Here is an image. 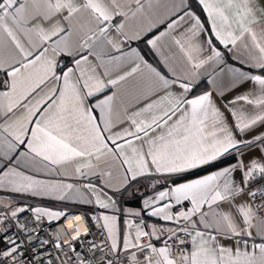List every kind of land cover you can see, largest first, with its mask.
<instances>
[{"label": "snow or ice", "instance_id": "6c2138e0", "mask_svg": "<svg viewBox=\"0 0 264 264\" xmlns=\"http://www.w3.org/2000/svg\"><path fill=\"white\" fill-rule=\"evenodd\" d=\"M197 3L207 15L210 32L191 10L189 0H180V5L174 6L172 12L176 18L170 20L164 32L148 39L147 44L156 49L157 41L187 23L189 27L181 33L182 36L190 34L188 39L191 41L203 34L206 40L203 44L190 43L187 50L179 38L174 37L175 43L180 45L191 67L200 69L213 61L216 64L225 63L223 53L213 43L212 37L229 52H233L234 49L238 51L239 42L247 52V57L241 59L243 55L241 53L234 54V58L243 65V68L228 66L227 72L234 81L250 80L257 87L258 94L254 99H250L248 95L238 96L229 103L235 104L244 100L254 107H264V22L256 15L258 11L264 14V9L259 7L258 0H197ZM158 5L159 0H83L82 3H77V0H0V34L6 35L19 53V58L13 56L11 61L0 55V72L7 73L4 87L9 89L0 92V117L7 116L17 107L25 109L22 117L10 123L5 121L4 124H0V156L10 159V154L25 143L30 153V155L22 153L21 156L25 158L12 160L0 173V189L75 202L76 197L82 196V193L79 189H75L73 193V184L37 179L25 171H18L17 168L25 169L27 172L35 171L37 174L43 172L63 175L67 178L69 173L64 166L79 159L83 162L75 165L74 173L77 177L99 174L103 178L110 176L111 173L102 169L100 165L107 164L108 157L111 156L118 162L122 161L123 180L120 187H125L129 180L136 181L138 178L151 177L154 174L171 177L188 173L232 156L234 152L238 154L237 159L240 160L244 155L240 151L241 148H247L249 151L259 148L264 154V133L247 140L237 139L223 114L213 105L211 93L188 99L187 93L193 88L192 80L185 83L175 72H172L173 78H166L146 62L144 67L152 77H155L159 87L168 89L176 85L182 89L179 94L167 92L159 102L150 103L141 110L148 112L158 103L161 106L159 114H153L150 120L138 122L132 119L134 131L126 128L113 133L110 117L114 95L100 99L95 104L86 103L90 98L103 92L108 85H116L132 76L139 70L140 64L137 63L130 72L118 77L117 80H109L107 85L96 75L85 78V69L81 66L90 63L89 56H95L107 75L113 66H119L120 62L126 59L143 62L137 48L129 46L127 51H124L122 45H130L132 40L141 39L142 35H146L156 26L155 22L150 20V13ZM177 12H182V15H177ZM138 15L149 19V27L143 34L137 31L131 37L124 35L122 41H114L108 35L112 28L122 34L125 22ZM57 16L63 17L67 28L60 19H56ZM115 17H123V20L114 24ZM31 21L36 23L29 27ZM42 21L48 22L49 26L45 28ZM74 30L81 33L79 42L72 40ZM17 33L23 34L30 47H25ZM54 37L56 39H53ZM49 41L51 44L44 47ZM88 41L92 43L89 44ZM105 44L110 45L120 55L111 56L105 50ZM5 47V44L0 43V53ZM205 50L210 53L206 58L192 54L193 52L202 54ZM49 51L52 55L48 54ZM85 51L87 55L83 54ZM62 54L72 56L75 67H68L57 74L56 57ZM104 56L109 58L105 60ZM224 71L222 68L221 73ZM91 72L95 73V67H92ZM49 81L54 83L41 95L42 86L47 85ZM81 82L83 87L80 86ZM37 89L41 92H37ZM32 93H36V96L29 100ZM25 100L28 103H23ZM96 110L99 111V118L93 115ZM229 111L236 121V131L242 136L254 130L258 124H264V114L246 116L243 113L237 114L231 108ZM135 115L139 116L140 112ZM4 133H7V136ZM7 137H11V140ZM126 137H134L136 140L146 138L149 146L147 154ZM108 141L115 147H111ZM125 145L130 149L131 156L123 151ZM93 158L96 160L95 164L92 162ZM148 158L151 161L150 165ZM12 164L16 167L11 166ZM84 169L89 171L85 172ZM237 169L243 173L241 183H236L230 178ZM257 180H264V166L254 159L247 166L240 160L236 165L203 177L178 184L173 182L167 191L161 190L153 200L146 199L144 207L150 208L154 202L167 199L168 203L162 207L152 208L148 214L166 222H173L176 227L165 229L153 226V231L149 233L137 225L135 240L132 241L126 234L122 247L118 249L115 238L116 216H93L97 227H101L99 221L103 220L102 230L106 231V241L103 242V247L94 241L89 243L93 249L99 247L103 253L104 248H109L107 241L111 242L109 253L113 259L107 260L106 264H124L121 253H129L128 264H264V185L251 188L252 182ZM103 183L105 187H111L107 181ZM83 187L93 193L100 208L107 209L110 206L100 198L95 185L88 183ZM245 192L248 201L235 204V199ZM108 200L112 201L114 206L115 202L111 196ZM172 201L175 205L188 201L191 207L173 214L169 211L174 206ZM83 202L90 204L92 201ZM219 203H227L230 206L229 210L214 207ZM204 206L210 211H202ZM232 208L236 210L235 216ZM27 210L18 207L11 212V216L17 218L18 213ZM31 211L37 221L43 217H48L49 220L68 219L73 215L66 210L50 211L35 208ZM197 214L200 224L206 231L198 230L192 220ZM0 216L7 219L3 213H0ZM236 217H239V220ZM81 218L87 223V218L83 214ZM3 219H0V224L3 223ZM181 220L186 223L181 224ZM128 226L132 227L131 224ZM17 227L26 235L30 231L26 224L20 223L19 220ZM7 231V228H0V233ZM164 231L170 235L164 240L163 246L141 243L142 237L154 236L159 239V233ZM181 232L190 238L187 242L191 243L192 248L191 251L181 248L178 257L173 258L170 243L173 237L177 247L186 243L179 235ZM218 236L233 240L234 247L220 244ZM76 239L82 237L77 235ZM2 240L5 247L0 248V264H33V260L36 264H56L60 261L59 251H64L58 238L55 244L58 254L55 256L37 251V244L31 243L30 236L28 245L15 235H4ZM47 243V240L38 241L40 248ZM67 247L72 249L76 258L73 259L65 251V259L60 261V264H90L71 243ZM130 249L136 251L130 252ZM25 252H29V255L25 256ZM137 252L143 254V260L138 258Z\"/></svg>", "mask_w": 264, "mask_h": 264}, {"label": "crops", "instance_id": "0c3cea01", "mask_svg": "<svg viewBox=\"0 0 264 264\" xmlns=\"http://www.w3.org/2000/svg\"><path fill=\"white\" fill-rule=\"evenodd\" d=\"M195 7L189 6L193 12L200 18L202 23L210 32V25L207 18L206 13L203 11L202 6L197 3ZM83 0H77V3H82ZM259 7L264 9V0H258ZM180 5V0H159V5L154 7L152 13H150V20L155 22L156 26L153 27L150 31L147 32L146 35H142V38L139 40H132L130 45L123 44L122 48L124 51L130 47L137 48L140 52L141 57L143 58V62L138 60H129L126 59L120 62L119 66H113L111 70L105 75L104 68L100 66L99 61L96 60L95 56H89V64L82 65L81 67L85 69V78L89 75L98 76L106 85L109 80H117L118 77L124 75L127 72H130L133 67L136 66L137 63L140 64L139 70L134 73L132 76L127 77V79L120 81L116 85H108L105 90L98 95L90 98L86 103L95 104L98 100L103 99L107 96L114 95V99L112 102V112H111V122L113 133L120 132L123 129H130L134 131V126L132 125V119H136L138 122L140 120H150L153 114H159L161 112V106L157 103L153 109L148 112H143L146 105L154 102H159L162 97L166 95L167 92H172L174 94H179L182 92L178 86L173 85L168 89H163L159 87V85L155 81V77L151 76L148 69L144 67V62L150 65L153 68H156L162 75L166 78H173L172 72H175L177 76L181 78V80L187 83L189 80L193 81L192 90L187 93L188 99L196 98L197 96L204 93H211V101L213 105L219 109V111L223 114L226 119V123L230 127V129L235 133L237 139H251L255 135L259 133H264V124H258L255 126L254 130L246 133L245 135H241L238 131H236V121L234 120L229 109H234L237 114L243 113L246 116H252L257 113L264 114V107H254L252 104L245 102L244 100L237 101L235 104H230V101L235 100L238 96L248 95L250 99H254L257 93V87L250 80H239L234 81L231 75L227 72V67H241L243 65L239 63L237 59L234 58L235 55H240L241 59H245L247 57V52L244 50L243 46L238 42L237 49H234L233 52H229L227 49H224L222 45L219 44L218 41L215 40V37H212L213 43L216 45L218 49H220L223 53V59L225 63L216 64L214 61L209 62L203 65L200 69H193L191 65L187 62V58L184 53L180 49V45L175 43V38H179L181 44L184 45V48L189 49L190 43L195 44L200 42L204 43L206 40V36L201 34L199 37L189 41L188 36L190 34L182 36L181 33L185 32V29L189 27V24L185 23L182 27L176 29L175 31L169 32L167 35L163 36L159 41H157L156 49L151 48L147 44L148 39H152L155 36H158L161 32H164L167 29V25L171 19H175L176 16L172 15L174 10V6L178 7ZM133 8L135 5L132 6ZM177 15H182V12H177ZM66 15V12L64 13ZM258 19L264 22V14L259 11L256 13ZM56 19H60L64 26L67 28L68 25L63 21L62 16H57ZM123 20V17H115L113 23L118 24ZM163 21V22H161ZM36 23V21H31L29 23V27L32 24ZM43 26L47 28L49 26L48 22H43ZM149 27V19L144 18L143 16H137L136 18L130 19L125 22V27L121 33H117L115 28L110 29L108 35L114 41H122L124 35L132 36L135 32L139 31L142 34L144 30ZM253 27H256L253 25ZM18 38L24 43L25 47H30L25 40L23 34L17 33ZM81 33L79 30H74L72 40L74 42H79V37ZM35 38V37H34ZM53 39H56L55 37ZM0 43L5 44L3 52L0 55L9 61L11 58L15 56L17 59L19 58V53L15 49V46L12 45L11 41L8 40L7 36L4 34H0ZM91 44V41H88ZM51 44L44 45V47H48ZM231 47V45L229 46ZM105 50L111 55L116 56L120 55V53L116 52L111 48L110 45H104ZM206 48V45H205ZM97 51H99V47H97ZM52 55L51 51L48 53ZM84 55H87V51L83 52ZM194 56H198L199 58H206L210 53L205 50L202 54H197L195 52L192 53ZM78 58V57H77ZM105 60L108 59V56L103 57ZM58 60V67L56 69L57 74H60L62 70L67 69L68 67H75L73 64V57L69 55H60L56 57ZM92 67H95V73L91 72ZM225 69L223 73H221V69ZM217 73H221L217 75ZM79 73H77L78 75ZM7 79L6 72H0V92L8 91L6 87H4V81ZM54 81H49L47 85L42 86L43 92L40 89H37V92H41V95L47 92L48 88L52 86ZM62 83V82H61ZM81 87H83V82H81ZM36 96V93H32L28 99L31 100ZM23 103H28L27 100L23 101ZM140 112L139 116L135 114ZM25 114V109L23 107L14 108L12 113H9L7 116L0 117V124H4L5 121L9 123L11 121L16 120L17 118L22 117ZM93 115L99 118V111H94ZM35 119V118H33ZM211 119L209 120V126H211ZM31 127V125H30ZM159 131V130H158ZM156 133H152L155 135ZM7 136V133H4ZM107 135V133H105ZM11 140V137H7ZM128 140H132L133 144L138 148H142V151L147 154L149 146L146 143V138L136 140L134 137H126ZM14 142V141H13ZM111 147H115L111 144V141H108ZM118 143H123V141H118ZM244 153L240 160L243 161L244 165H250L252 160H256L258 164L264 166V154H262L259 148L249 151L247 148H241ZM123 151L131 156V151L127 145H125ZM28 154V149L25 144L20 145L14 153L10 154V159H4L0 156V173L5 170L11 163L12 160L17 158L23 159L25 157L21 156V154ZM237 159V156H229L222 158L220 161L212 164L218 166L213 171L207 173L211 174L218 170H221L225 167H229L232 165H236L240 162ZM82 160H75L69 165H65V169L68 171L69 175L66 178L63 175L57 176L54 174H45L43 172L37 174V172H27L25 169L17 168L18 171H25L26 174L33 175L37 179L45 180V181H53V182H64L71 183L74 185L73 193H75V189H79L82 193V196L76 197L75 202L70 201H60L50 196H34L31 194H23V193H15L7 190L0 189V202L1 204L9 209L15 210L18 207L26 206L30 210L35 208H43L50 211H72L79 210L88 212L91 216H102V215H115L116 216V229H115V238L117 241L118 249L122 247L123 238L127 234L129 238L134 241L135 240V232L136 227L139 225L141 230L151 233L153 231V226L161 227L164 226L167 228L176 227V224L173 222H166L162 219H158L157 217L150 216L148 213L152 210V208L162 207L164 204L169 201L163 200L159 202H154L150 208L144 207V201L153 200L156 195L161 190L167 191L172 185L173 182L181 183L187 182L195 178L203 177L204 175H199L198 172L201 169L206 167H210L212 165L204 166L200 169L190 171L188 173H183L178 176H166L162 174H154L151 177L138 178L136 181L129 180V183L125 187H120V182L123 180V172L121 170L122 161H116L108 157V163H101L100 167L105 171L111 173L108 177H101L99 174L97 175H88L77 177L74 173L75 165L78 163H82ZM92 162L95 164L96 160L93 158ZM149 165L151 164L150 158H148ZM11 166L16 167L15 164ZM126 169V166H124ZM60 171V169H57ZM85 172H88V169H84ZM154 172V169H153ZM231 179H233L236 183H241L243 178V173L240 169H237L232 173ZM103 181H107L111 187H105ZM222 182V181H221ZM91 183L97 187L98 194L100 198L108 203L110 206L105 208H100L95 202V196L89 189H85L83 187L84 184ZM119 188V191L114 189ZM111 196L112 200L115 202L114 206L112 201L108 200V197ZM84 200H91L92 202L85 203ZM248 201L246 194H242L238 196L234 203L239 205ZM173 207L169 210L171 213L176 214L180 211H186L189 207H191L190 202L185 201L181 205H175V202L172 201ZM214 207H219L223 210H229V205L227 203H219ZM202 211H210L207 206H204ZM233 215L235 216L236 210L234 208L231 209ZM33 212V211H32ZM139 213V215H134V213ZM44 219H49L48 217H43ZM239 220V217H236ZM209 219H211L209 217ZM192 220L196 223L197 229L200 231H206L203 226L200 224L199 214L194 216ZM127 221V223H126ZM103 225V220H100ZM142 222V223H141ZM181 224L186 223L181 220ZM131 224V228L128 226ZM214 234V229L212 230ZM255 235V229L252 230ZM169 233V232H167ZM170 234V233H169ZM194 234V233H193ZM160 238L157 239L154 236L149 237L145 236L141 238V243L144 240L152 242V244L156 247L163 246V234L159 233ZM188 237V241H189ZM220 244L226 247H234V241L229 239H224L223 237H217ZM111 244V242H110ZM192 245L191 243L187 244V250L191 251ZM136 249H130V252H134ZM126 254L129 253H121ZM172 256V253H171ZM173 257V256H172ZM174 258V257H173ZM143 260V259H142Z\"/></svg>", "mask_w": 264, "mask_h": 264}, {"label": "built area", "instance_id": "2783aa9c", "mask_svg": "<svg viewBox=\"0 0 264 264\" xmlns=\"http://www.w3.org/2000/svg\"><path fill=\"white\" fill-rule=\"evenodd\" d=\"M240 151H242V149H240ZM237 155V153H233V156ZM258 185H264V180H257L255 182H252L251 188L254 189ZM245 194L248 198L246 192ZM23 207L28 210L23 213H18V217L13 218L11 216V212L13 210L5 208L0 203V213H3L4 216L7 217V219H3V217L0 216V219H3V223L0 224V228L8 229L7 232L0 233V248L5 247L2 240V237L4 235H15V237L22 240L25 245L29 244L28 237L30 236L32 238L31 243L37 244V251L48 252L55 256L58 254V250L55 248V244L57 243L58 238V242L64 249V251H59L60 261H63L65 259V251L68 253V255L72 256L73 259L76 258L72 249L67 247L69 243H71L74 246L75 250L80 253L81 257L86 258L90 262V264H106L107 260L113 259L112 254L109 253L110 241H107L109 248H104L103 253L99 250V247L93 249L91 244L89 243V241H94L100 247H103V242L106 241V231L102 230V223L100 221L99 224L101 225V227H97L96 221L92 219L91 214H89L88 212L72 210L68 211L70 213H73V215L68 219L48 221L44 218H41L40 221H37L34 217V213L28 207ZM81 214H83V216L87 218V223L85 222V219L81 218ZM18 220L20 223L26 224L27 228L30 229L27 235L22 229H18ZM161 227L165 228L164 226ZM162 234V241L164 242V240H166L170 234L167 233V231H164ZM77 235H79V237H82V239H76ZM179 235L185 239L186 243L177 247L176 243L174 242L175 238L173 237V241H170V243H172L171 253L174 258L178 257L181 248L187 249L188 236H186L182 232L179 233ZM39 240H47L48 243L43 248H40L38 245ZM149 243L152 244V242L144 240L142 244L147 245ZM24 255H29V252H25ZM120 255L124 264H128L127 255ZM137 256L139 259H143L142 253L137 252ZM60 261H57L56 264H60ZM33 264H36L35 260H33Z\"/></svg>", "mask_w": 264, "mask_h": 264}, {"label": "trees", "instance_id": "16d2710c", "mask_svg": "<svg viewBox=\"0 0 264 264\" xmlns=\"http://www.w3.org/2000/svg\"><path fill=\"white\" fill-rule=\"evenodd\" d=\"M190 1V6L191 7H195L197 4H196V2L194 1V0H189ZM221 164H217V165H212V166H210V167H206V168H204V169H201L199 172H198V174L199 175H204V174H207V173H209V172H211V171H213L214 169H216L218 166H220Z\"/></svg>", "mask_w": 264, "mask_h": 264}, {"label": "rangeland", "instance_id": "374dc122", "mask_svg": "<svg viewBox=\"0 0 264 264\" xmlns=\"http://www.w3.org/2000/svg\"><path fill=\"white\" fill-rule=\"evenodd\" d=\"M48 221H50L49 219H47Z\"/></svg>", "mask_w": 264, "mask_h": 264}]
</instances>
